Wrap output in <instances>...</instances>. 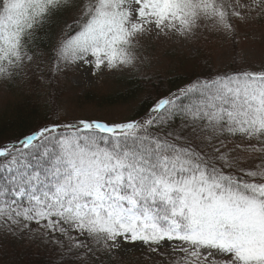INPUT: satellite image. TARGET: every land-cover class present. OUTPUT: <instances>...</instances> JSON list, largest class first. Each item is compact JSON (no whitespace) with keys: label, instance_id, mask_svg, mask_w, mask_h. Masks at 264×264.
Returning a JSON list of instances; mask_svg holds the SVG:
<instances>
[{"label":"snow or ice","instance_id":"snow-or-ice-1","mask_svg":"<svg viewBox=\"0 0 264 264\" xmlns=\"http://www.w3.org/2000/svg\"><path fill=\"white\" fill-rule=\"evenodd\" d=\"M249 19L264 0H0V81L42 76L45 58L52 79L123 71L145 42L235 43ZM2 240L51 247L58 264H118L137 244L154 264H264V63L202 73L141 119L56 121L0 146Z\"/></svg>","mask_w":264,"mask_h":264},{"label":"rangeland","instance_id":"rangeland-1","mask_svg":"<svg viewBox=\"0 0 264 264\" xmlns=\"http://www.w3.org/2000/svg\"><path fill=\"white\" fill-rule=\"evenodd\" d=\"M72 15L73 13H67L65 19H71ZM235 23L237 28L235 43L231 34L205 30H202L197 38L187 41L169 38L145 42L140 53L143 63L123 71L104 70L92 75L91 68L81 65L73 66L68 72L52 79L48 76L45 58L40 66L42 76L37 73L25 80L16 81L12 87L0 81V113L18 101L27 99L37 106H46L47 109L48 106H57L58 110H52L51 113H57L59 122H74L81 119L119 122L134 118L141 96L123 101L118 99L113 103H98V98L124 92L126 84L140 74L155 72L172 77L179 70L178 56H191L200 50L209 53L216 69L230 67L234 60L233 43L238 56L237 63H242L244 58L252 65L259 66L264 63V19H249L244 23L239 21ZM63 27V21L58 19L53 28L46 30L47 34H41L36 45L46 50L49 36L58 35ZM89 94L98 102L88 101L85 96ZM128 248L129 251L122 254L121 261L124 263L154 264V261L159 260L158 257L144 259L147 249L142 245L137 244Z\"/></svg>","mask_w":264,"mask_h":264},{"label":"trees","instance_id":"trees-1","mask_svg":"<svg viewBox=\"0 0 264 264\" xmlns=\"http://www.w3.org/2000/svg\"><path fill=\"white\" fill-rule=\"evenodd\" d=\"M233 54L234 59L238 61L234 43ZM178 60L179 70L172 77L155 72L144 73L137 75L131 82H128L124 92L99 97V102L93 100L91 94L85 98L94 103H113L118 99L123 101L141 96L134 114V118L141 119L145 117L150 107L158 99L167 97L169 92L184 86L202 73L217 70L212 57L206 50H200L191 56H178ZM49 108L37 106L36 103L27 99L9 106L0 113V146H10L44 126L59 121L57 113H51L52 110L57 111L58 107ZM56 255L57 253L51 247L45 248L38 242L28 244L27 242L20 243L10 240L0 241V264H28L29 261H39L40 264H49V261H52V264H58ZM118 264L127 263L120 260Z\"/></svg>","mask_w":264,"mask_h":264}]
</instances>
